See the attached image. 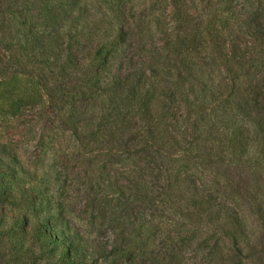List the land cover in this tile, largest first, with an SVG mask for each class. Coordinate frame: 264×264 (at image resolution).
I'll list each match as a JSON object with an SVG mask.
<instances>
[{
  "label": "trees",
  "instance_id": "obj_1",
  "mask_svg": "<svg viewBox=\"0 0 264 264\" xmlns=\"http://www.w3.org/2000/svg\"><path fill=\"white\" fill-rule=\"evenodd\" d=\"M149 1L157 27L165 28L170 21L188 26L195 20L191 10L196 0ZM257 1V13L248 16L250 30L247 32L251 36L254 34L252 28L256 32L259 29L255 22L264 13V0ZM131 2L0 0V24L9 33L0 38V64L13 61L22 65L23 70L34 68L35 72L27 75L35 78L36 90H44L51 101L58 96L64 102L69 97L68 106L60 108L64 111L63 122L72 131L77 145L84 151L97 146L105 155L96 186L91 187L94 191L90 195L94 197L90 201L97 212L96 219L111 228V238L106 242L93 239L86 245L83 238L57 222L56 214L39 206L37 197L29 202L31 206L24 203L28 206L25 211L9 213L3 204L13 202L16 192L25 195L34 188H26L32 174L22 169L24 173L20 177L19 171L9 166L8 159L17 161L11 155L13 152L7 157L0 155V252H11L13 264H38L37 260L42 259L33 256L36 249L34 244L29 245L30 240L46 254L43 264H86L87 254L110 260L107 264L125 261L186 264L190 257L178 239L183 236L179 223L174 222V228L180 233L170 235L166 240L157 238L156 230L167 231L171 224L157 219L156 212L161 208L156 204L146 206L152 199L148 189L149 182L153 181H146L142 173L146 168L154 169L155 153L161 148H167L173 154L184 150L207 165L226 160L251 162L264 171V106L252 81L243 78L244 57L234 52L235 48L238 52L246 51L247 44L242 47L237 42L233 25L227 18L218 16L211 21L208 30L210 42L207 44L210 46L212 42L222 64L217 62L214 53H210L205 62L213 68L211 71L198 67L195 61L181 59L185 73L181 76L180 87L186 88L189 81L185 76L189 71H198L200 82L196 87L190 83L192 91L180 107L168 78L135 72L112 74L114 61L122 57L127 47ZM12 33L16 35L11 37ZM191 45L189 51L186 49V57L199 53V47H203L196 38L192 39ZM47 70H58L56 76L63 83L61 94L54 96L51 91L56 89L47 91L49 84L44 78ZM72 72H81L85 76L74 80ZM72 82L77 86L70 90ZM34 96L24 92L6 98L0 104V112L16 114L25 102L33 101ZM190 135L191 145L187 147L185 144ZM114 156H120V168H114V163L119 164ZM157 169L164 174L169 172L164 181L174 200L180 196L186 201L195 224L193 232H198L204 242L210 241L209 244L217 249H213L214 264H247L250 258H255L254 252H261L258 245L264 248L260 243L262 240L264 244V237L257 241L260 220H249L244 208L241 214L229 212L230 208H225L226 197L205 187V178L211 180L209 175L191 180L180 169L171 174L170 168L164 169L168 171ZM262 183L264 185V177ZM252 198L255 199V195ZM217 224L231 226L232 231L209 235L212 226ZM245 250H248L245 259L238 258L237 253L242 254ZM261 257H258L259 263H263Z\"/></svg>",
  "mask_w": 264,
  "mask_h": 264
},
{
  "label": "rangeland",
  "instance_id": "obj_2",
  "mask_svg": "<svg viewBox=\"0 0 264 264\" xmlns=\"http://www.w3.org/2000/svg\"><path fill=\"white\" fill-rule=\"evenodd\" d=\"M258 4L257 0H228L223 4H217L210 0H196L191 10L194 22L183 26L175 21H170L165 28H160L154 25L155 12L152 3L149 0H132L129 6V24H127V47L124 49L122 57L114 61V66L111 69L112 74L126 75L135 72L157 78L160 76H163V79L168 78L176 92V104L182 107L187 95L192 91L191 84L193 83L196 87V84L200 82V73L198 71L190 72L189 68V72L185 76L189 82L185 89L180 87L181 76L185 73L184 62L181 59H187L188 62L195 61L198 63V67H205L211 71L213 68L205 62L210 53H214L217 62L222 64L219 53L214 52L212 42L210 46L207 44L208 41L210 42L208 34L210 23L219 16L224 20L227 18L229 24L233 25L236 30L237 42H240L242 47L247 44L246 51L238 52L235 48L234 54L243 55L241 67L243 78L252 81L253 88L260 96L262 106H264V13L258 19L259 22L258 20L255 22L259 24L257 32L254 28H252L254 33L252 36L247 32L250 30L247 26L249 24L248 16L257 13ZM91 11L93 12V10ZM246 13L249 15L246 16ZM165 15L168 17L167 14ZM224 20H222V24ZM261 22L263 25L260 24ZM54 33L50 32L52 35ZM4 35L7 36L9 33L5 32L4 27H1L0 24V38ZM10 35L12 37L16 34ZM193 38L201 41L203 47H199V53L194 52L186 57L191 49ZM18 70L26 72V74H20ZM29 70L30 72H28ZM34 70L32 67L23 70L22 65H17L13 61L0 64V104L6 98L17 97L24 92L35 95L33 101L25 102V106L16 114L0 112V155L7 157L9 152H13L11 155L17 161L13 162L8 159L9 166L19 171L18 176L20 177L24 173L22 169L28 170L32 176L30 175L31 181L26 184V188L34 187L25 195L16 192V198H13L15 200L5 202L3 206L9 213H20L28 209V206L32 205L29 202L37 197L39 206L41 205L56 214L57 222L71 233L83 238L86 245L93 239L106 242L111 238L110 225H103L96 219L97 212L90 201L94 197L90 195L94 191L91 190V187L92 185L94 188L96 186L101 170L100 166L105 157L103 150L97 146H93L92 150L88 151L79 148L72 131L63 122L64 111L60 108L62 105L68 106L69 97L62 102L57 96L59 101L56 103V98L52 102L48 99L49 97H46L44 90H36L35 78L32 75H27V73L35 72ZM57 73L58 70H47L44 73V78H47L46 81L49 84L47 91L56 89L51 91L54 96L58 93L61 94L60 89L63 87L62 80L56 76ZM72 73L74 80L85 76L81 72ZM75 86H77L76 83L72 82L69 86L70 90ZM191 140L192 136L190 135L185 144L187 147L191 145ZM114 160L119 162V164L114 163V168H120L122 161L120 156H114ZM152 167L154 169L146 168L142 173V177L147 178L146 181H153L149 182L150 188L148 189L151 191L150 198L152 199L146 206H149L150 203L156 204L161 208L156 212L157 219L171 224L167 231L156 230L155 236L166 240L171 237L170 235H177L180 232L174 228V222H178L179 228L183 229V236L178 239L181 241V245H185L184 248L186 247L190 257L186 264H214L216 255L213 249H217L213 248L214 245L209 244L210 241L204 242L198 236V232H193L195 224H193L192 213L186 208V201L180 196L174 200L175 197L169 190L168 183L164 181V176L169 172L164 174L157 168L163 169V171H168L164 169L170 168V174L175 169H180L191 180L198 176L209 175L211 180L208 177L205 178V187L221 192L226 197L225 208L229 207V212L236 211L241 214V209L244 208L249 220H260L257 241L264 237V226L262 225L264 223V185L262 183L264 171L259 166L251 162L238 163L228 160L215 165H207L200 162L189 151L181 150L179 153L173 154L169 149L161 148L155 153ZM212 179H217L219 182L216 180L215 183ZM253 195H255V199L252 198ZM24 203L29 204L27 206ZM190 224L194 226H189ZM231 229V226L225 224L213 225L209 235H213L214 232L228 233V231H232ZM209 235L206 234L207 237ZM260 243L264 245L262 240ZM32 244L36 249V254L33 256L43 259L46 254L39 249V245L37 246L30 240L29 245ZM262 247L260 248L258 245L261 252H254L255 258H250L247 264H264V248ZM237 254L238 258L245 259L248 250ZM11 255V252H0V264H13ZM261 255L263 263L258 262V257L260 258ZM42 259H38L37 263L43 264ZM86 261V264H107L110 260L100 257L97 259L94 255L87 254ZM122 264L136 263L125 261Z\"/></svg>",
  "mask_w": 264,
  "mask_h": 264
}]
</instances>
